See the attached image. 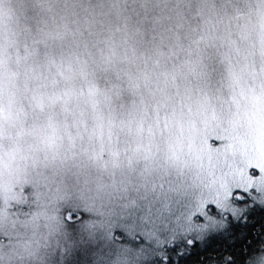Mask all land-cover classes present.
Here are the masks:
<instances>
[{
  "label": "clouds",
  "instance_id": "clouds-1",
  "mask_svg": "<svg viewBox=\"0 0 264 264\" xmlns=\"http://www.w3.org/2000/svg\"><path fill=\"white\" fill-rule=\"evenodd\" d=\"M40 5L27 33L31 54L24 65L13 61L16 45L24 42L23 27L17 0H0V75L4 76L0 93V160L9 163L15 152L13 167L22 177L55 185L52 198L45 205L37 204L31 215L0 221L9 223L31 237L34 231L45 232L63 210L78 208L83 212L107 209L133 211L147 201L159 197L161 182L171 178L187 184L193 202L201 193V184L194 183L193 153L200 147L199 137L186 135L182 147L176 144L181 135L172 125V110L156 112L151 99L159 89H166L176 98L177 107L190 89L194 97L206 95L198 86L197 62L192 53L177 51L174 56L162 53L148 62L141 58L148 49L141 43L143 34L176 35L173 29L186 31L188 21L204 14L203 0H37ZM240 9L232 18L233 27L248 43L264 49V0H237ZM191 7L179 8L178 5ZM91 25L101 39L98 47L87 55L77 53L59 37L66 29L78 31ZM219 27V25H218ZM171 51V49H169ZM10 61L11 66H10ZM28 75L19 83L18 71ZM132 70L133 80H123L119 73ZM107 81L105 86L100 81ZM29 84L31 91L28 92ZM123 85V87H121ZM28 92L31 103L24 106L13 102V93ZM123 94V95H122ZM134 95L145 106L125 104L124 96ZM28 111L17 122L18 113ZM185 114L199 120L196 104L184 105ZM209 127L220 135L231 129L223 119L222 106L206 114ZM4 171V179L7 172ZM230 176H206L203 183ZM15 202H10L9 211ZM182 234L186 220L178 210L173 220ZM254 250L237 264H250L264 254V236ZM16 250L23 251V241L16 240L11 248H0L2 264H30L19 261Z\"/></svg>",
  "mask_w": 264,
  "mask_h": 264
},
{
  "label": "trees",
  "instance_id": "trees-1",
  "mask_svg": "<svg viewBox=\"0 0 264 264\" xmlns=\"http://www.w3.org/2000/svg\"><path fill=\"white\" fill-rule=\"evenodd\" d=\"M202 6L205 10L202 16H197L195 19L185 16L180 19L182 25L185 20L188 21L186 31L183 28H174L173 32L176 33L174 37H170L164 33L157 35L153 32L149 34L145 31L141 43L148 51L145 52L141 59L144 62H148L152 57H160L162 53L174 56L178 50L186 53L190 52L195 57L198 65V86H203L206 94L204 98L201 99L199 96L194 97L191 90L186 89L178 108L176 98L170 95L166 89H159L153 94L151 105L158 113L169 109L172 110V125L178 128L181 133L176 139L177 145L182 147L185 135L189 139H192L193 133L199 137L200 147L195 151L197 159L193 156V167L197 162L200 164L203 160L213 165L215 164L213 167H218L225 163L221 149L217 148L216 145L221 140V135L218 130H213V128L209 127L206 114L209 110H214L216 104L219 103L222 106V112L226 110L228 105H233L234 108L230 110L231 117L238 118L239 120L244 119L248 116L246 106L248 97L242 93L230 96L225 91L214 90L212 86L215 83H222L242 89V85L244 84L257 83L256 75H264V71L255 68L257 62L250 61L245 63V61L243 63L236 56L237 52L248 53L247 49L250 46L254 47V43H248L238 35L237 30L231 22L233 16L238 11L237 7H241L237 3V0H203ZM178 7H191V5L181 4ZM230 8H232L231 11L227 12ZM17 9L23 24L21 35L25 37V40L22 44L20 42L17 43L16 55L13 57V61H18L23 66L25 62L24 58L31 54V48L27 44V33L32 28L33 22L38 19L36 13L39 11L40 5L37 3V0H17ZM213 11L217 13L210 15V12ZM214 21H216L217 25L210 32L201 30L206 29V26L209 28ZM57 39L62 46L66 44L70 49L77 53L83 52L85 55L101 43L97 31L91 25L81 27L78 31H74L71 28L66 29ZM2 58L3 54L0 53V60ZM11 63L10 61V66ZM225 64L227 66H224ZM27 75L26 69H23L15 74V79L19 83ZM119 75L121 79L128 81L133 80L135 77V73L132 70L127 71L126 74L119 73ZM3 80L4 76L0 75V93H2ZM100 82L107 86V81L101 80ZM30 91L31 85L29 84L28 92ZM28 92H24L19 97L13 93L10 99L24 106L27 103H31ZM124 100L126 105L130 101L133 102V106L146 107L149 103V101H144L134 95L124 96ZM185 104L189 107L196 104L198 112L204 111L205 115H198L199 120L194 119L191 115H186ZM206 107L210 108L205 109ZM27 111V107H24L23 112L18 113L17 122L22 121L26 117ZM225 120L227 121L228 119ZM227 123L231 130H234L237 126L236 122L227 121ZM0 135H3V129H0ZM205 140L207 144L204 143ZM230 140L234 141L235 137L231 136ZM15 159L16 153L11 152L9 153V163L7 165L0 160V193L7 192L10 196L18 194L21 196L22 201L24 200V194H26L27 200L22 203L9 200V203L15 202L9 212L12 213L19 210L22 213L30 212L32 214L33 208L37 204L43 202L47 205V202L53 196L55 185L44 181L43 186H40L37 180L33 179L29 181L27 178L22 177L19 168L13 167ZM251 162L250 168L259 167L262 163L264 164L259 158ZM3 170L7 172V179H4ZM232 174L235 175V173ZM2 204L3 200L0 198V206ZM258 211L259 213L257 214H252L253 212L247 213L240 221L229 219L228 224L234 226L232 231L227 227L222 232L210 234L201 242L195 240L190 247L185 241L177 240L174 249L169 250L173 261L177 260L175 256L176 251H184L185 253L184 257L179 259L178 264H225V257H245L250 250H254L255 246L261 242L260 238L264 236V211ZM63 215L66 218V224L60 223L59 217L52 224L59 225V227L55 228L49 236L48 250L55 251L58 249L57 243L62 241L63 231H66L68 234V242L64 247L72 248L73 242L78 240L85 248L81 259L83 264H87L90 259L95 264H103L117 247L127 246L125 244L127 234L119 227L116 228L112 239L106 238L102 232H97L91 236L82 232L80 225L87 221L88 217L92 219L98 218L93 212L82 213L78 208L67 207L63 210ZM68 217H71V219L67 220ZM48 232L49 229L47 228L45 233ZM97 245L102 249L101 256H97L93 252L92 257H90L85 253L88 250L92 251V248ZM135 245H138V241L136 240ZM69 256L70 254L63 256L65 264H67Z\"/></svg>",
  "mask_w": 264,
  "mask_h": 264
},
{
  "label": "snow or ice",
  "instance_id": "snow-or-ice-1",
  "mask_svg": "<svg viewBox=\"0 0 264 264\" xmlns=\"http://www.w3.org/2000/svg\"><path fill=\"white\" fill-rule=\"evenodd\" d=\"M204 143L207 144V141ZM192 181L201 184V193L195 202L187 191L186 182L168 178L161 182L158 198L147 201L139 208L134 206L133 211L93 210L98 218L88 217L87 221L80 225L81 231L90 236L102 232L106 238L112 239L116 228L119 227L127 236L138 241L135 248L117 247L103 264H178L179 259L185 255L184 251L175 252V262L169 252L174 249L178 239H184L190 247L195 240L203 241L210 234L225 230L229 219L240 221L251 211H264V164L242 169L228 179H214L210 185L203 183L200 175H194ZM0 198L3 200L0 206V221L9 215H31L30 212L22 213L19 210L9 212V200L22 203L27 200L26 194L23 201L20 195L10 196L7 192L0 193ZM177 210L186 220L182 234L178 233L173 224ZM70 219L71 217L67 218ZM61 220L62 224H66L65 217ZM46 227L49 229L48 233L34 231L29 237L22 235L10 222L8 226L0 227V248H11L16 240H22L23 251L16 250L19 261L27 259L30 264H47L49 236L59 225ZM62 236V241L57 243L59 250L68 242L66 231L62 232ZM243 258L225 257V264H237V261ZM250 264H264V254L254 257Z\"/></svg>",
  "mask_w": 264,
  "mask_h": 264
},
{
  "label": "rangeland",
  "instance_id": "rangeland-1",
  "mask_svg": "<svg viewBox=\"0 0 264 264\" xmlns=\"http://www.w3.org/2000/svg\"><path fill=\"white\" fill-rule=\"evenodd\" d=\"M230 8L227 12L231 11ZM240 7H237L239 10ZM217 13L216 11L210 12V15ZM220 15V14H219ZM217 25L216 21L212 22L211 25L206 26V29H201L203 31H211L212 28H215ZM244 44V43H243ZM245 46V44H244ZM248 53H241L237 52L236 56L240 59V62L248 63L250 61H255L257 64L255 68L257 70L264 71V49L261 50L258 54L256 51V45L250 46L247 49ZM224 66H227L225 64ZM257 83L254 84H244L242 85V89H237L238 87L222 84V83H215L212 88L214 90L225 91L228 95L232 96L237 93H242L247 95L248 99L246 102L247 106V113L248 116L244 119H238L231 117L230 110L234 108L233 105H228L226 110L223 112V117L228 119L227 121L236 122L237 126L234 130H231V133L228 135H221L223 139L217 142V148L221 149V153L225 160V163L221 164L218 167H213L215 164L208 163L206 160H203L200 164L194 166L195 174L200 175L201 179H204L206 176L215 177L219 176H232L238 174L242 169L250 168L252 164V160L256 161L258 158L264 162V75H256ZM210 107H206L205 109H209ZM197 115H205V112H198ZM233 119V120H232ZM235 137L234 141L230 140V137ZM231 145L229 148L228 146ZM257 155V156H255ZM193 156L196 157V152L193 153ZM263 164V163H262ZM259 209L255 211L249 212L252 214L259 213ZM257 211V212H256ZM230 231L234 229V226H230L228 224V229ZM224 231V230H223ZM222 232V231H220ZM219 233V232H215ZM212 233V234H215ZM183 240L184 239H178ZM198 242H201L198 240ZM127 246L135 248V240L131 237L127 236V240L125 242ZM85 248L78 242V240L73 242L72 248L63 247L62 250H48V255L46 257L47 264H65L63 260V256L70 254L67 264H83L81 259L83 256ZM95 252L97 256H101L102 249L100 246H95L91 250L86 251L85 253L92 257V253ZM87 264H95L93 260H89Z\"/></svg>",
  "mask_w": 264,
  "mask_h": 264
}]
</instances>
